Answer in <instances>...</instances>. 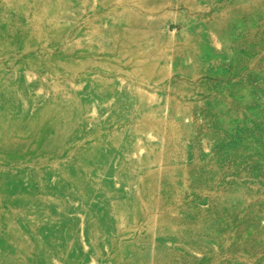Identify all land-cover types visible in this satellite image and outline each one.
I'll return each instance as SVG.
<instances>
[{"label": "rangeland", "instance_id": "obj_1", "mask_svg": "<svg viewBox=\"0 0 264 264\" xmlns=\"http://www.w3.org/2000/svg\"><path fill=\"white\" fill-rule=\"evenodd\" d=\"M0 264H264V0H0Z\"/></svg>", "mask_w": 264, "mask_h": 264}]
</instances>
